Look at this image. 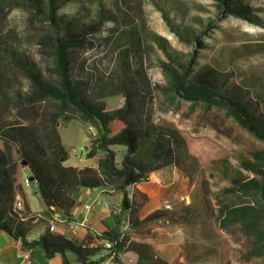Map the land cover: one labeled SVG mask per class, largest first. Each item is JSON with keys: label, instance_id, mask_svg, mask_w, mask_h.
Instances as JSON below:
<instances>
[{"label": "rangeland", "instance_id": "obj_1", "mask_svg": "<svg viewBox=\"0 0 264 264\" xmlns=\"http://www.w3.org/2000/svg\"><path fill=\"white\" fill-rule=\"evenodd\" d=\"M66 1L60 15L70 22L71 36L85 42L82 48L70 51L73 78L84 84L83 96L107 111L121 109L126 101L121 79L125 76L126 82L137 88L133 92L139 123L171 129L180 137L177 163L172 168L186 186L190 205L178 204L180 208L187 207V219L174 225V245L162 247V254L172 264H264V254H253L252 238L244 236L238 225L223 230L216 221V195L231 186L228 172L219 168L220 162L232 172L240 171L245 178L250 177L240 167L239 159L251 158V153L263 150L264 144L239 128L224 112L206 111L201 105L187 102L170 105L157 89L165 84L161 63L178 61L183 68L189 65L196 72H214L216 85L224 94L242 101L264 120V0H233L248 5L259 18V25L221 15L214 0ZM38 35L29 24L27 11L5 8L0 13L2 118H14L13 106L7 110L6 103L16 93L30 89L17 60H27L46 81L53 80L49 72L51 60L42 53ZM193 36L199 38L201 45ZM110 128L115 135L124 125L114 121ZM59 132L70 155L65 165H92L85 150L92 130L74 120L61 121ZM113 150L116 162L121 164L126 147L115 146ZM23 185L27 187L32 211L42 214L44 205L34 193L36 188ZM101 199L109 202L105 196ZM230 201L240 203L237 198ZM242 201L249 203L253 199L243 197ZM172 206L175 211L173 203ZM90 211L85 210L77 224L89 221ZM19 212L28 217L25 208ZM31 221L23 222L25 228L34 226ZM43 223L38 222L37 231H47ZM130 226L126 219L123 229L128 232ZM69 260L76 264L75 255L70 253Z\"/></svg>", "mask_w": 264, "mask_h": 264}, {"label": "trees", "instance_id": "obj_2", "mask_svg": "<svg viewBox=\"0 0 264 264\" xmlns=\"http://www.w3.org/2000/svg\"><path fill=\"white\" fill-rule=\"evenodd\" d=\"M66 2L0 0V13L5 8H20L29 13V24L39 33L38 45L51 60L49 72L53 78L46 81L34 64L14 57L29 81L30 89L16 93L6 103L7 110L13 106V119L0 115V232L20 242L24 251L40 247L46 260L60 256L62 264H71L67 256L70 253L75 255L78 264H97L110 258L111 252L117 255L114 260L118 261L129 240L124 233L123 240L119 241L122 230L97 236L89 234L81 242L48 231L39 240L29 242L23 225L25 217L14 208L18 196L26 197V186L19 179L20 173L26 172L30 185L36 188L35 195L50 218L58 212L67 223H73L72 212L79 203L82 189H102L107 195L121 193L118 215H132L141 204L136 186L146 182L153 173L177 163L178 133L139 123L133 92L137 88L133 83L128 84L125 76L121 79L126 101L121 109L107 111L101 104L83 96L84 84L73 78L70 51L82 48L85 42L71 36L70 22L60 15ZM214 2L221 15L259 25V18L248 5L233 0ZM164 18L168 21L167 16ZM182 35L190 39L189 35ZM193 39L201 45L199 38L193 36ZM192 61L193 58L190 63ZM175 62L176 65L165 62L160 65L165 84L157 89L168 104L187 102L193 106L201 105L206 111H222L239 128L264 144V120L242 101L224 94L216 85L214 72L205 69L196 72L189 65L183 68ZM74 120L93 132L89 142L91 148L86 154L94 166L80 169L65 165L70 155L63 144L59 126L61 121ZM114 121H120L124 128L112 135L110 125ZM115 146L127 149L121 164L116 162ZM250 156L239 159L240 167L251 175L247 178L220 162L222 167H218L228 172L231 186L216 195L219 203L216 221L223 230L238 225L244 236L252 238L253 254L261 256L264 254V149L254 151ZM243 197H252L253 202L245 203ZM232 198H237L240 203L231 202ZM28 213L27 205L25 214ZM171 216L174 222L182 223V218L187 219V207L175 208ZM106 242H113V249H107ZM96 256L104 257L94 261Z\"/></svg>", "mask_w": 264, "mask_h": 264}, {"label": "crops", "instance_id": "obj_3", "mask_svg": "<svg viewBox=\"0 0 264 264\" xmlns=\"http://www.w3.org/2000/svg\"><path fill=\"white\" fill-rule=\"evenodd\" d=\"M91 166H94L93 163L87 167ZM25 177L26 175H23V172H21L19 179L22 184H24L23 180ZM150 177L151 180L149 182L136 186L138 193L141 195L139 198L141 204L132 215L124 213L119 216L116 213L122 202L121 193L117 192L107 195L102 189L93 191L82 189L79 203L72 212L73 224L78 223L83 214L86 213L84 206L87 203L99 200L100 204H93L90 211L88 228H79L76 234L70 230V225L72 224L67 223L58 212L54 213L51 218L46 215L45 209L42 214L35 215L30 207L28 197L22 198L18 196L17 200L22 202L24 208L26 209L27 205L29 207L28 217L24 218L23 221L26 222L31 219V224L34 225L26 228L27 240L29 242L39 240L40 237L49 231V222L54 218L60 220L56 233L68 238L73 237L78 242L84 240L89 234L97 236L107 231L124 230L125 220L128 219V223L131 225L127 232L129 240L127 241L126 249L119 254L118 261L107 258L105 261L98 262L97 264H159L158 262L172 264L162 254V247L169 248L174 245V225L177 223L173 221L174 218L171 216L173 211H167L165 205L166 203L171 205L173 203L176 208H178L180 202L190 205L188 202L189 196L185 190L186 186L180 181L181 176H179L176 170H173L172 166L155 172ZM186 181L187 179L183 180L184 183ZM185 185L188 187V184ZM26 188L24 187L25 194ZM103 196L107 197L109 202L103 203L101 199ZM130 198L132 200L131 195ZM104 204L106 205L103 206ZM153 214L157 215L152 217ZM40 221L46 225V232L37 231L40 224L38 222ZM148 231L151 234L146 235ZM26 251L22 249L20 242L0 232V264H25L24 253ZM29 251L31 264H62V258L58 255L51 260H46L40 247ZM67 256L69 258L70 254ZM101 257L104 256H96L93 260H100ZM76 264H78L77 261Z\"/></svg>", "mask_w": 264, "mask_h": 264}, {"label": "built area", "instance_id": "obj_4", "mask_svg": "<svg viewBox=\"0 0 264 264\" xmlns=\"http://www.w3.org/2000/svg\"><path fill=\"white\" fill-rule=\"evenodd\" d=\"M93 135V134H92ZM85 150L87 151V150H89V143L86 145V147H85ZM74 153L76 154L77 152L74 150ZM151 180V177H149L148 179H147V181L146 182H149ZM28 182H30V180L28 179ZM93 204H100V201L99 200H97V201H95V202H92V201H90L89 203H87L85 206H84V208H85V210H87V211H90L91 209H92V206H93ZM14 208H15V210L16 211H21V210H23L24 209V206H23V204H22V202L21 201H16V203H15V205H14ZM165 208H170V211H172L173 210V206L171 205V204H169V203H166V205H165ZM117 214H118V212H116ZM59 219L58 218H54V219H52L50 222H49V226H50V228H51V233H55V232H57V228H58V223H59ZM72 225H70V230H71V232L72 233H74V234H76V232H77V230L79 229V228H88V221H87V219H85V220H83L80 224H77V223H71ZM122 235L120 236V238H119V241H121V240H123V238H124V233H126L127 234V231L124 229V230H122ZM105 247L107 248V249H113V247H114V243L113 242H106L105 243ZM110 253V252H109ZM108 253V254H109ZM110 258H112V259H114L117 255L115 254V253H113V252H111L110 253ZM29 258H30V253H24V262H25V264H28V260H29Z\"/></svg>", "mask_w": 264, "mask_h": 264}, {"label": "bare ground", "instance_id": "obj_5", "mask_svg": "<svg viewBox=\"0 0 264 264\" xmlns=\"http://www.w3.org/2000/svg\"><path fill=\"white\" fill-rule=\"evenodd\" d=\"M90 143H89V150H90ZM23 183L24 184H30V182H28V178L27 177H25L24 178V180H23ZM175 194V193H174ZM49 232H51V228H50V226H49ZM26 253H30V251L28 250V251H26ZM28 264H31V258H29V260H28Z\"/></svg>", "mask_w": 264, "mask_h": 264}]
</instances>
